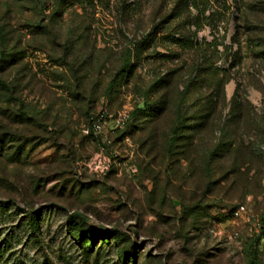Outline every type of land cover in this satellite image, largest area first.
<instances>
[{"label": "rangeland", "instance_id": "obj_1", "mask_svg": "<svg viewBox=\"0 0 264 264\" xmlns=\"http://www.w3.org/2000/svg\"><path fill=\"white\" fill-rule=\"evenodd\" d=\"M2 51L0 264H264V0H0Z\"/></svg>", "mask_w": 264, "mask_h": 264}, {"label": "trees", "instance_id": "obj_2", "mask_svg": "<svg viewBox=\"0 0 264 264\" xmlns=\"http://www.w3.org/2000/svg\"><path fill=\"white\" fill-rule=\"evenodd\" d=\"M7 58H9V56H6L5 53L0 54V73H3L4 71H6L7 69H9L10 67H14L17 63H18V56L15 53L14 55H11V58H9L10 60H6ZM4 90L5 89V84L0 81V90ZM167 111V107L164 105H162L161 107H156V108H151L148 105H144L142 108H138L137 110H135L131 116L129 117V121L128 123L125 125V127L123 128L124 130H128L127 132H129V135H135V134H140L142 132V129L146 128L149 125H154L157 124L159 121H161V118L163 115H165ZM144 115H148L149 119H142V120H135L137 118L138 115L143 114ZM14 116V115H13ZM22 116H20L21 118ZM14 119L17 118V116L13 117ZM19 119V118H18ZM26 122H23L21 119H19L18 124H24ZM116 132L118 133V131L116 130ZM115 132V133H116ZM180 124L177 122L173 128L171 129V134L167 135V146H166V154L167 153H171L172 154V149L175 147V144L178 141V138L180 137ZM116 133V134H117ZM7 136H10L9 134H2L0 135V152L3 151L4 148V143L9 139ZM181 148H178L176 151H181ZM175 151V153H176ZM264 216V213H263ZM78 219V217H76V215L74 216H68L67 217V222L69 225H74L75 221ZM32 223V221L30 222ZM260 224H261V228H260V235L264 234V226H263V220L262 218L260 219ZM109 235V233H102V237H107ZM103 239H107V238H103ZM123 256V255H122Z\"/></svg>", "mask_w": 264, "mask_h": 264}, {"label": "built area", "instance_id": "obj_3", "mask_svg": "<svg viewBox=\"0 0 264 264\" xmlns=\"http://www.w3.org/2000/svg\"><path fill=\"white\" fill-rule=\"evenodd\" d=\"M129 120V112H119L115 118H111L107 113L101 112L95 116L90 117L89 127L85 134H93L100 141L98 153L91 160L88 169L95 174H105L111 167V160L115 158L114 154L108 152L110 143L103 136V130L108 123L113 125V129H123ZM247 217V209L243 205H238L231 212L232 220H243Z\"/></svg>", "mask_w": 264, "mask_h": 264}]
</instances>
